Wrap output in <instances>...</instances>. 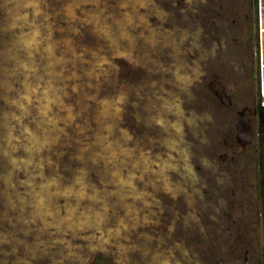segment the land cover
<instances>
[{
    "label": "rangeland",
    "instance_id": "obj_1",
    "mask_svg": "<svg viewBox=\"0 0 264 264\" xmlns=\"http://www.w3.org/2000/svg\"><path fill=\"white\" fill-rule=\"evenodd\" d=\"M256 1L0 0V264H264Z\"/></svg>",
    "mask_w": 264,
    "mask_h": 264
},
{
    "label": "bare ground",
    "instance_id": "obj_2",
    "mask_svg": "<svg viewBox=\"0 0 264 264\" xmlns=\"http://www.w3.org/2000/svg\"><path fill=\"white\" fill-rule=\"evenodd\" d=\"M25 1H26V2L28 1V3H30L32 6L36 7V8H37L36 10H37L38 13H40V14L43 13V12H42V6L40 5V1H41V0H25ZM92 1H95V0H92ZM139 1H140V0H139ZM81 2H82V0H74V2L71 3V5H72L73 8H74V11H73V17H74V16L76 17L75 9H76V7L80 6L79 4H80ZM137 2H138V1H137ZM120 3H121V2H120ZM122 3H124V2H122ZM131 3H132V2H131ZM135 3H136V2H135ZM132 6H133V5H132ZM124 9H125V8H124ZM64 10H65L66 13L68 14V6L65 5V9H64ZM124 12H125V11H124ZM18 15H19V17H23L22 14H20V13H18ZM86 17L88 18L89 15L87 14ZM124 20H125V19H124ZM126 20H127V19H126ZM43 22H44V20H43ZM121 22H122V21H121ZM46 23H48V22H46ZM30 29H31V31L29 32V34H34V35H36V34L40 33V31H39L40 29H39L38 26H31ZM121 29L123 30V28H121ZM122 36H123V37H127V36L124 35V34H122ZM122 36H121V37H122ZM112 41H113V40H112ZM128 42H129V40H128ZM114 43H115V41H114ZM114 43H113V44H114ZM113 44H112V45H113ZM110 45H111V44H110ZM115 49H116V51H117L116 54L119 53V52H122V51L120 50V48H118L117 46L115 47ZM115 49H114V50H115ZM114 50H113V51H114ZM123 53H125V52H123ZM95 54H96V53H95ZM98 57H99V56H98ZM98 57H97V58H98ZM98 59H100V57H99ZM98 59H97V60H98ZM106 59H109V58H106ZM95 60H96V59H95ZM103 61H107V60H105V59L102 58V59L100 60V62L97 61V62H98L97 65H99V63H101V62H103ZM107 62H108V61H107ZM103 63H104V62H103ZM108 63H109V62H108ZM100 65H101V64H100ZM103 65H104V64H103ZM106 77H107V76H106ZM29 94H30V90H28V96H29ZM104 106H105V105H104ZM102 108H103V107H102ZM105 109H106V106H105ZM106 110H109V109H106ZM101 113H102V112H100V114H101ZM103 113H104V112H103ZM101 116H102V115H101ZM102 118H103V117H102ZM111 121H112V120H111ZM105 123L108 124L107 122H105ZM111 124H112V123H111ZM109 126H110V125H109ZM106 131H107V130H106ZM104 136H105V135H104ZM124 151H125V150H124ZM109 155H110V154H109ZM114 173H115V172H114ZM118 174H121V173H118ZM113 175H115V174H113ZM116 176H117V175H116ZM116 176H115V177H116ZM120 177H121V176H120ZM112 178H114V176H113ZM122 181H123V180H122ZM115 184H116V183H115ZM122 184H123V187H124L125 184H124V183H122ZM121 187H122V185H121ZM123 187H122V188H123ZM46 201H47V198H46ZM92 217H93V216H92ZM97 217L100 218L99 215H98ZM97 217H96V218H97ZM90 218H91V217H88L87 219L83 220V222L85 223V225L91 223ZM71 219H72V223H73L74 220H73V218H71ZM85 225H82V226H85ZM35 247L37 248V246H35ZM36 248H35V249H36ZM32 253H33V252H32Z\"/></svg>",
    "mask_w": 264,
    "mask_h": 264
},
{
    "label": "trees",
    "instance_id": "obj_3",
    "mask_svg": "<svg viewBox=\"0 0 264 264\" xmlns=\"http://www.w3.org/2000/svg\"><path fill=\"white\" fill-rule=\"evenodd\" d=\"M261 101H262V98L260 96L258 104H257V115H258V134H259V137H261L262 139V137H264V106L261 104ZM102 260L103 258L99 257V260L94 262L93 264H104Z\"/></svg>",
    "mask_w": 264,
    "mask_h": 264
},
{
    "label": "flooded vegetation",
    "instance_id": "obj_4",
    "mask_svg": "<svg viewBox=\"0 0 264 264\" xmlns=\"http://www.w3.org/2000/svg\"><path fill=\"white\" fill-rule=\"evenodd\" d=\"M257 104H258V102H257ZM256 114H257V105H256ZM257 117H258V115H257Z\"/></svg>",
    "mask_w": 264,
    "mask_h": 264
}]
</instances>
